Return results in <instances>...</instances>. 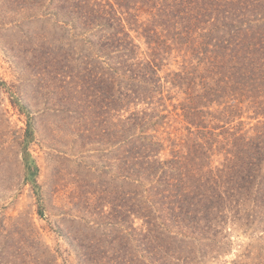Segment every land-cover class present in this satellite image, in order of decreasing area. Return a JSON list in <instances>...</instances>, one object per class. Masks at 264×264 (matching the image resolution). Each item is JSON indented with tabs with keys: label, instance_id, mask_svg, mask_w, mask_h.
Masks as SVG:
<instances>
[{
	"label": "trees",
	"instance_id": "obj_1",
	"mask_svg": "<svg viewBox=\"0 0 264 264\" xmlns=\"http://www.w3.org/2000/svg\"><path fill=\"white\" fill-rule=\"evenodd\" d=\"M50 2L71 21L73 47L97 52L85 84L116 128L104 153L119 198L107 219L202 247L193 264L236 227L263 240L264 0Z\"/></svg>",
	"mask_w": 264,
	"mask_h": 264
},
{
	"label": "rangeland",
	"instance_id": "obj_2",
	"mask_svg": "<svg viewBox=\"0 0 264 264\" xmlns=\"http://www.w3.org/2000/svg\"><path fill=\"white\" fill-rule=\"evenodd\" d=\"M50 3L0 0V264H193L202 247L107 219L119 198L117 162L104 153L116 128L85 84L97 52L73 47L71 21ZM234 229L222 248L206 247V264H264V239Z\"/></svg>",
	"mask_w": 264,
	"mask_h": 264
}]
</instances>
